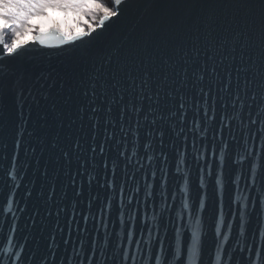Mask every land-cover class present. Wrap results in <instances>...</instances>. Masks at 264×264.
<instances>
[{
	"label": "water",
	"instance_id": "obj_1",
	"mask_svg": "<svg viewBox=\"0 0 264 264\" xmlns=\"http://www.w3.org/2000/svg\"><path fill=\"white\" fill-rule=\"evenodd\" d=\"M105 1L115 10L110 0ZM262 8L259 0H125L118 17H112L103 29L97 28L82 41L57 45L51 40L45 46L31 42L37 31L57 30L69 34L86 29L68 33L61 28L42 27L24 39L29 41L24 49L0 61L4 68L0 73V209L7 210L6 216L0 214L3 254L10 252L14 256L23 247L20 264H41L45 256L50 264H68L69 258L71 264H89L87 257L93 253L92 264H124L125 250L135 254V264H156L157 254L161 255V264H250L248 247L254 246L251 258L255 260V247L264 246L261 235L264 230V130L259 122L264 115L257 118L255 125L250 123L257 113L255 103L251 109L248 107L251 92L247 96L241 93L243 109L239 100L233 108L232 98L223 94L229 106L224 109L223 102L217 100L215 120L205 122L201 107L198 129L192 124L195 108L189 107L183 125L177 115L173 121L158 122L149 136L150 125L143 124L139 139L133 135L134 115L131 124L125 121L127 138L124 139L119 110L114 108L116 125L109 131H114L115 138L105 145L104 156L98 154L86 174L76 176L75 187L72 176L78 170L84 171L79 169V160L89 158L86 149L92 143L91 121L79 109L87 107L88 98L83 91L90 75L102 63L111 61L114 66L130 58L149 32L161 46L159 51L149 50L157 59L164 56L176 59V49L195 56L193 45L200 37L198 46H202L211 24L214 35L240 34L234 67L248 69L251 75L260 64ZM176 21L182 25L172 28V22ZM228 63L225 61V65ZM171 110L169 102L163 111ZM221 115L226 117L225 123H230V127L223 129V139L220 138ZM182 126L184 133L180 134ZM161 130L162 146L156 134ZM77 138L85 144V151L74 154L68 163L62 152H71ZM103 140L102 115L97 145ZM146 143H151L147 151ZM125 144L127 155L133 158L127 175L134 173L135 180L126 186L122 210L120 185L125 179L128 161L119 152ZM149 155L154 157L150 166ZM13 156L17 157L15 180L8 176L13 168ZM138 159L145 164L144 168L136 163ZM105 160L109 179L112 164L116 163L115 194L101 186L105 183ZM87 173L94 177L91 183ZM137 187L139 205L136 200L129 204L128 196ZM53 188L55 196L50 198ZM10 196L15 202L9 208ZM164 196L171 207L162 212ZM101 208H104L103 220ZM193 233L199 236V241L190 257ZM178 243L181 256L176 255ZM74 249L78 255H74ZM127 264H133L131 256Z\"/></svg>",
	"mask_w": 264,
	"mask_h": 264
},
{
	"label": "snow or ice",
	"instance_id": "obj_2",
	"mask_svg": "<svg viewBox=\"0 0 264 264\" xmlns=\"http://www.w3.org/2000/svg\"><path fill=\"white\" fill-rule=\"evenodd\" d=\"M125 0H110V4L115 6V10L105 3V0H0V61L13 57L21 49H24L29 41L21 40L19 37L24 34L25 26L30 17L42 14L46 8H58L62 10H72L80 12L88 18L92 23L86 26L85 30L78 33L64 34L57 30H50L49 32L37 31L31 38V42L39 43L42 46L48 45L49 41L55 40L57 45L63 43H73L82 41L84 37L90 36L97 28L103 29L106 22L110 21L112 17L120 15V7ZM259 3L264 6V0H259ZM182 22H172V28H179ZM214 29L210 24L208 32L203 37L202 46H198L200 37H197V44L193 45L195 56H189L187 51L183 49H176V59L170 56H164L157 59L149 51L154 49L160 50V44L156 43L151 32L146 34L141 43H139L130 58L116 62L112 65L111 61L102 63L89 77L88 83L83 91V95L88 98L87 107L81 106L79 111L81 114L87 113L88 119L91 121V140L92 143L87 146L88 159L79 160V169L72 176V185H76V176H83L90 164H92L96 156H104L105 145L108 141L115 138V133L110 132L109 128H115L116 119L112 113L114 108L119 110V123L121 131L125 133L124 139L127 138V131L125 130V121L132 123V116H135V123L133 125V135L137 136L139 129L143 124L150 125L148 135H153V129L158 122L173 121V118L179 115V123L183 125L186 122L187 112L189 107L195 108V116L192 124L198 129L200 127L201 107L203 108V120H215L217 115V100L222 101L221 107L228 108V102L224 95L227 93L232 98V107L236 106V101H240V107L243 109L244 101L241 99V93L245 96L251 92L248 107L251 109L253 104L257 107L255 117H252L250 123L255 125L257 118L264 115V8L261 10V53L260 64L255 68L251 75L249 70L235 66L237 60L236 46L239 43V33H229L223 36L213 34ZM166 46V41L163 42ZM183 52V55L180 53ZM141 53H145L142 57ZM242 58V57H241ZM225 61H229L225 65ZM255 63V62H253ZM224 66V67H222ZM218 69H220L218 71ZM4 68L0 66V73ZM207 77V83H205ZM191 93V94H189ZM234 93V95H233ZM22 94V93H21ZM31 94V90L29 92ZM179 101L177 104L176 101ZM99 101V103H98ZM209 101H211V116H209ZM171 103V111L165 113L163 108ZM147 104V108H145ZM143 113V117L141 114ZM103 115V131L104 140L97 145V131L101 126V116ZM251 116V112H249ZM226 117L220 116V138L223 139L224 127H230V123H225ZM262 130H264V119L259 120ZM189 131H193L189 128ZM184 133L183 126L180 128V134ZM161 138V146L163 141V131L156 133ZM215 139V136H214ZM264 143V138H262ZM185 144H187V136H185ZM19 147V141H17ZM193 147H195V140H193ZM227 147V145H225ZM145 150L151 148V143L144 145ZM85 151V144L80 138H77L71 145V152L65 150L62 152L63 157L68 163L72 162L74 154H83ZM264 151V150H262ZM120 157L125 158L128 163L125 165V179L120 185V203L123 210L124 197L126 186L130 181L135 180V174L128 176L127 168L132 164V156L127 155V147L119 152ZM136 153H133L135 156ZM183 155V154H182ZM259 156L260 153H257ZM142 159V158H141ZM154 157L149 155L147 157L148 165L152 164ZM17 157L12 158V171L8 176L15 180V164ZM165 162L167 157L165 156ZM140 168H144L145 164L138 159L136 161ZM221 167H223V159L221 160ZM179 168V165H178ZM105 169V183L101 185L111 189L113 194L116 192V163L112 164V177L108 178V161H104ZM256 165H253V184H255ZM89 176V183L94 179L91 173ZM153 172V178H155ZM83 182L81 181V188ZM166 184V180H165ZM154 187V186H153ZM140 189L137 187L133 195L128 196V203L131 204L136 200L139 205V200L136 199ZM79 194V193H78ZM31 195V193H29ZM151 195V194H150ZM55 196V189L50 193V198ZM165 206L162 209L167 211L171 206L167 203V196L163 197ZM13 197L8 198L9 208L14 203ZM175 202V195L173 196V203ZM264 203V201H262ZM255 206V205H253ZM108 208L111 209V199L108 202ZM145 208H147V197L145 199ZM153 210L155 211V204L153 203ZM101 220L104 216V208H101ZM0 214L7 215L6 209H0ZM39 213H37L38 215ZM73 217H75V210H73ZM88 217L85 216L87 221ZM243 219V213L241 214ZM231 227V225H229ZM16 229V224L13 222L12 231ZM129 241L131 242L132 233L129 232ZM151 235V233H150ZM264 237V230L261 232ZM13 240L12 236L8 237ZM199 236L193 233L192 246L189 249L190 257L195 252ZM140 242L137 241L138 250ZM176 255L181 256L179 243L176 246ZM254 246L248 247V258L250 264H261L264 261V246L255 247L256 259L252 260V252ZM95 251V250H94ZM243 251V249H242ZM4 250L0 249V264H20L23 256V247L15 253L14 256L9 252L8 255L3 254ZM171 254V253H170ZM74 255H78L74 249ZM131 256L133 264H135V254L124 251V264ZM55 257H52L54 261ZM89 264L95 260V255L87 257ZM156 264H161V255L155 256ZM167 259V257H165ZM41 264H50L47 256L41 260ZM71 264V258L68 260Z\"/></svg>",
	"mask_w": 264,
	"mask_h": 264
},
{
	"label": "rangeland",
	"instance_id": "obj_3",
	"mask_svg": "<svg viewBox=\"0 0 264 264\" xmlns=\"http://www.w3.org/2000/svg\"><path fill=\"white\" fill-rule=\"evenodd\" d=\"M107 3V2H105ZM82 13L72 10H62L58 8H46L42 14H37L29 18L24 34L19 38L27 39L33 35V31L47 26L59 24L60 28L66 32H72L86 27L91 23Z\"/></svg>",
	"mask_w": 264,
	"mask_h": 264
},
{
	"label": "bare ground",
	"instance_id": "obj_4",
	"mask_svg": "<svg viewBox=\"0 0 264 264\" xmlns=\"http://www.w3.org/2000/svg\"><path fill=\"white\" fill-rule=\"evenodd\" d=\"M105 2H106V1H105ZM91 23H92V22H91ZM52 28H54V29H58V28H60V26H59V24H57V25H53Z\"/></svg>",
	"mask_w": 264,
	"mask_h": 264
},
{
	"label": "trees",
	"instance_id": "obj_5",
	"mask_svg": "<svg viewBox=\"0 0 264 264\" xmlns=\"http://www.w3.org/2000/svg\"><path fill=\"white\" fill-rule=\"evenodd\" d=\"M70 10V9H69ZM65 11H67V10H65ZM26 27V26H25Z\"/></svg>",
	"mask_w": 264,
	"mask_h": 264
}]
</instances>
